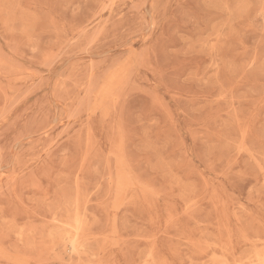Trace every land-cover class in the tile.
Returning <instances> with one entry per match:
<instances>
[{"label":"rangeland","instance_id":"rangeland-1","mask_svg":"<svg viewBox=\"0 0 264 264\" xmlns=\"http://www.w3.org/2000/svg\"><path fill=\"white\" fill-rule=\"evenodd\" d=\"M0 264H264V0H0Z\"/></svg>","mask_w":264,"mask_h":264}]
</instances>
